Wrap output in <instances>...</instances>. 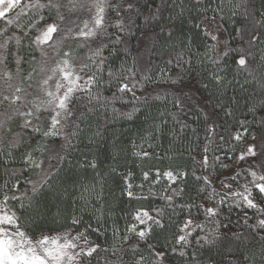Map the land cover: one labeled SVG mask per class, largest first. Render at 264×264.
Wrapping results in <instances>:
<instances>
[{
    "label": "snow or ice",
    "instance_id": "6c2138e0",
    "mask_svg": "<svg viewBox=\"0 0 264 264\" xmlns=\"http://www.w3.org/2000/svg\"><path fill=\"white\" fill-rule=\"evenodd\" d=\"M189 3L0 0V170L4 174L0 182V264H92L93 260L99 264L98 258L104 264H145L143 255L135 258L141 242L155 257L152 264H171L169 249L172 253L179 251L181 258L187 257L186 264H264V0H260L259 8L256 0H191L190 7ZM186 13L192 26L210 41L203 46V53L193 48L191 38L180 42L179 51L175 42L168 43L176 23H183ZM225 14L242 21L235 30L238 46L231 51L229 42L221 47L218 38L219 21ZM137 20H142V28ZM165 20L168 22L162 23ZM137 29L143 41L150 42L149 51L161 55V49H168L165 68L158 73L140 52L132 57L131 66L127 64ZM165 32L168 40L161 44ZM122 50L124 58L116 66L113 58L119 57ZM229 56L235 65L231 80L227 78ZM191 72H197V81L206 76L203 88L216 90L217 106L222 109L224 95L229 88L233 90L226 106L231 111L225 110V116L234 115L241 107L237 89L246 92L242 105L245 114L237 118L238 127L233 126L228 136L217 130L213 111H208L203 143L193 130L195 143L190 141L177 153L175 159L187 153L196 166L191 174L203 185L197 195L206 194L200 202L174 205V197L186 190L183 182L189 172L174 161L175 166L157 167L156 162L162 163L165 155L156 151L132 153L153 161L142 170L139 184L134 185L132 172L120 174L115 166L99 171L96 157L91 155L89 159V155L90 146L102 137L98 128L93 133L90 125L81 127L88 114L103 110L107 115L110 108L112 118L131 119L133 113L141 111L139 105L151 107L150 100L161 96L166 99L171 90V103L179 114L172 123L184 133L189 126L181 119L185 100L181 99L183 87L177 85L182 86L185 74ZM149 84L154 86L149 88ZM161 84L165 85L163 91L158 87ZM117 103L131 104V112L116 108ZM167 115L171 113L149 114L145 122L150 126L141 140L147 142L163 135L169 123ZM256 128L259 131L253 130ZM169 131L175 139V128ZM81 137L88 140L89 155L82 154L83 160L73 163L68 157ZM53 138H60V143ZM185 138L179 137L181 141ZM136 146L133 142V148ZM148 147L153 145L149 143ZM111 148L125 152L118 140ZM112 159L115 162L119 156ZM18 161L19 169L15 167ZM217 168L223 171L213 179ZM88 169L93 172L91 176ZM117 175L123 182L122 195L130 200L148 199L155 194L154 186L166 181V194L160 199L173 214L178 208L184 219L173 224L164 207L158 208L155 215L138 209L129 212L131 222L122 236L113 224V240L120 243L109 247L97 243L93 236L98 239L103 224L99 218L96 226L86 223L84 213L94 203L106 201L104 190ZM178 181L181 186L173 187ZM134 189H140V194ZM225 209L229 210L227 215ZM232 210L243 212L235 223L230 218ZM48 221L56 227H44ZM172 228L177 230L170 237L165 235L168 244L162 249L154 234L157 229L163 234ZM196 233L200 234L195 235L193 243ZM130 236L134 237L131 241ZM129 251L133 253L130 259Z\"/></svg>",
    "mask_w": 264,
    "mask_h": 264
},
{
    "label": "trees",
    "instance_id": "16d2710c",
    "mask_svg": "<svg viewBox=\"0 0 264 264\" xmlns=\"http://www.w3.org/2000/svg\"><path fill=\"white\" fill-rule=\"evenodd\" d=\"M191 6V0L189 3V7ZM255 6L257 8L260 7V0H256ZM147 11L145 9V15ZM192 15L195 16L196 12L193 10ZM168 21H162V23H167ZM2 23V21H0ZM220 27L222 28L225 41H228V47L231 51L232 48L238 46V37L236 35V29L241 26L242 21L239 18H232L225 14L223 20L219 21ZM137 24L140 27H143L142 20H137ZM159 31V29H156ZM163 39L161 40V44H164L165 41L168 40L167 33H162ZM188 38H191L193 41V48H199L201 53L204 51V45L208 44L210 41L208 40L206 34L199 29H196L192 26L191 21L188 18L187 13L184 17V22L176 23V28L174 29V35L172 37V41H168V43L175 42L176 50L179 51V46L181 41H186ZM147 44V47L145 46ZM150 49V42H144L143 36L141 34L140 29L135 31V35L131 39L130 48H129V55L127 64L131 66L132 64V57L136 56L138 52L143 55L144 59H150L152 64L156 66L155 71L158 73L159 69L165 68V62L168 59V55L165 54L168 52V49L165 47L161 49V55H156L153 52L149 51ZM107 55V53H105ZM124 58L123 50L120 53L119 57H114L115 65L119 66L121 59ZM226 66L228 68V79L231 80L234 71L235 65L233 64V59L229 56L226 60ZM171 67V66H169ZM198 69V65L196 66ZM197 72L186 73L184 76V83L183 85H177V88L185 87L188 84H193L196 86L199 94L201 95L203 101L202 103L197 102L195 98H192L188 91L183 90V96L181 99L185 100V114L181 117L183 121H186L188 124V129L185 130L184 133L179 131V125H173L172 119L174 116L179 115L177 110L173 107L171 100L173 99V94L171 90H169V94L165 99L164 96H161L159 100H150L149 104L151 107L145 105H139L141 111L133 113L131 119L125 117H117L112 118L111 109L109 108L107 115L103 113V110H98L94 113L88 114V119L85 120V124H82L81 127H85L87 125L91 126L92 132L94 133L97 128L101 134L102 139L97 140V143L91 145L92 152L89 155L88 147V140L84 137H81L79 140L75 141V147L72 151V154L68 157V159L72 160L73 163H76L77 160H83L85 155H89V159H91V155L96 157V162L98 164V170L102 172H106L110 166L117 167L118 173L123 174L126 172H132L134 175L133 183L139 184L141 182V172L142 170H147L149 164L153 161H146L139 157L132 155L134 151H156L157 153H162L165 155V159L162 163L156 162L157 167H161L166 169L169 164L175 163L180 164L185 170L189 172L187 180L183 182V186H185L186 190L184 193L174 197V205H181L187 204L191 202L199 203L201 198L206 195L202 193L200 196L197 195L198 190L203 187L202 183H198L195 181L194 177L192 176V171L196 167L191 159H189L188 154L185 153L181 156L178 160L175 159L177 153L182 151L185 147H187L188 143L191 141L195 143V135L193 134V130H196V135L201 138V143H203V136H204V129H205V113L208 111H213V115L217 121V130L225 135L228 136V133L232 131L233 126H237L236 120L237 118L242 119L244 110L242 105L244 104V97L246 96L245 91L237 89L239 95L237 99L240 100L241 107L236 109V112L232 116H225V110L231 111V109H227V105L231 102V97L233 96V90L229 88L227 93L224 95L222 103L225 105V109L217 106V99L218 97L215 95L216 90L213 88L204 89L203 84L207 82L206 76H201L199 81L196 80ZM242 79V78H241ZM154 85L149 84L148 87L151 88ZM161 91H163L165 85L161 84L158 86ZM250 87V86H249ZM106 95H111V92H106ZM179 95V92L176 93ZM194 97V96H193ZM116 108H120L125 112H131L132 105H124L117 103L115 105ZM158 111H166L171 113V115H167L165 119L169 121L168 125L165 126V130L163 135L159 136L155 140L149 139L147 142L141 140L142 136L147 135V130L149 129L150 122L146 123V117L151 114L152 116L157 115ZM248 120L251 121V115H248ZM159 123V120H157ZM175 128L176 131V138L174 139L173 136L170 134V129ZM14 130H17L14 128ZM254 131H259L258 128L253 129ZM180 136H185L186 138L181 141L179 139ZM55 142L58 144L60 143V138H54ZM120 141V143L124 146L125 152L119 153L118 150L112 149L111 145L115 141ZM35 140L31 143L35 144ZM133 142L137 145L133 148ZM249 142L251 139L249 137ZM151 143L153 148H149L148 144ZM23 151V149H21ZM46 152L44 153V156ZM118 155L119 159L115 162L112 159V156ZM168 157H172L173 159L170 160ZM199 159V157H197ZM173 161L175 163H173ZM17 169H19V161L15 165ZM220 169L217 168V171ZM93 174L91 169H88V175L91 176ZM196 174L200 175L201 172L197 169ZM37 177L33 175V179ZM4 180L3 171L0 170V182ZM181 186V182H177V185L173 187ZM168 187V183L164 180L154 186L153 192L154 195H151L148 199H129L126 195H122L123 189V182L120 178V175L115 176V178L110 179L108 185L104 190V196L106 197L105 202H101L100 204H93L89 207L88 211L84 213L85 222H91L93 226H96V221L99 218L101 223L103 224V229L101 233L97 237L94 235L93 239L96 240L97 243H100L104 247H109L113 243H120L119 240H113V224H115L120 229V235L122 236L124 233L125 227L131 222L129 218V212H135L138 208H145L150 211L153 215L158 208L164 207L165 212L167 215L172 217V223L175 224L177 221H182L184 219V214L179 212L177 208L176 213L173 214L172 210L167 207L165 202L160 199L162 194H166L163 192V189ZM21 188H23V184H21ZM71 191V189H70ZM137 194H140V189H134ZM210 191V189H209ZM147 195V192L144 193ZM71 203V201H69ZM99 209V211H96ZM55 212V209H53ZM94 212L96 214L94 215ZM229 212L228 209H225V214L227 215ZM252 213L249 212V215ZM243 215V212H238L236 210H232L230 213V218L235 223L237 216ZM201 222H203V214L201 213L200 216ZM106 221V222H105ZM46 228H55L56 225L48 221L43 225ZM177 229L172 228L168 233H160V230L157 229L156 233L154 234V240L158 242V245L163 249V246L168 244V241L165 240V235L170 237L171 232H175ZM234 231L236 229H233ZM200 234L196 233L193 236V243L195 242V235ZM134 239V237L130 236V241ZM151 242V241H150ZM127 245L125 244V247ZM193 249H189V252L193 251ZM103 253H101V257H103ZM140 255L145 257V264H152L155 257H153L147 247L143 242H141L139 251L135 253V258H139ZM133 253L129 251L128 258H132ZM99 259V264H104L102 258ZM168 259L171 261V264H186L187 257L181 258L179 256V251L176 253H172L169 249L168 252ZM92 264H96V260L92 261Z\"/></svg>",
    "mask_w": 264,
    "mask_h": 264
},
{
    "label": "rangeland",
    "instance_id": "374dc122",
    "mask_svg": "<svg viewBox=\"0 0 264 264\" xmlns=\"http://www.w3.org/2000/svg\"><path fill=\"white\" fill-rule=\"evenodd\" d=\"M218 38H219V40L221 41V47H223L224 46V42H225V37H224V34H223V31H222V28L220 27V31H219V34H218ZM183 90H184V87H183ZM185 90L186 91H188L190 94L189 95H191L192 96V98H195L196 100H197V102H201L202 103V101H203V99H202V97H201V95L199 94V91L197 90V88H196V86L195 85H193V84H188L186 87H185ZM184 90V91H185ZM194 96V97H193ZM16 131H18V129L16 130ZM54 139V138H53ZM36 146V142H35V144H34V147ZM37 157H40V153H37ZM43 158L44 159H46L47 158V153H46V155L45 156H43ZM223 170H219V171H216V172H214V173H212V178L213 179H216L219 175H220V173L222 172ZM215 187L218 189L219 188V184L217 183V184H215ZM138 209H145V208H138ZM137 209V210H138ZM145 210H147V209H145ZM150 212V211H149ZM151 213V212H150ZM152 214V213H151Z\"/></svg>",
    "mask_w": 264,
    "mask_h": 264
}]
</instances>
